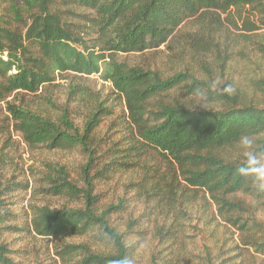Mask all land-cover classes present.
Masks as SVG:
<instances>
[{"label":"trees","instance_id":"obj_1","mask_svg":"<svg viewBox=\"0 0 264 264\" xmlns=\"http://www.w3.org/2000/svg\"><path fill=\"white\" fill-rule=\"evenodd\" d=\"M80 7L91 13L78 12ZM232 7L244 16L246 29H264V0H0V102L20 91L36 95L64 73L100 74L126 102L134 132L126 157L140 156L147 147L171 156L178 165L176 175L215 194L221 217L240 228L248 236L245 244L264 256V225L254 218L242 221L248 208L228 198L242 192L264 206V188L260 187L264 181L238 173L237 167L246 159L244 154H228L239 146L242 135L253 137L256 146L264 147V77L250 80V95L241 87L231 93H205L216 106L198 109L179 100H160L168 90L181 87L183 79L176 81L179 75L162 81L140 67L108 61L113 54L144 52L165 45L189 20H198L204 28L211 24L216 29L212 14L228 13ZM252 40L255 52L264 58V39ZM186 87L187 95L203 92L192 85ZM75 92L78 94V90ZM8 112L14 128L31 147L83 149L90 155V162V137L103 116L111 113L97 100L81 131L69 110L55 120L22 103L8 102ZM116 170L107 167L106 173ZM156 174L151 171L147 177H158ZM44 179L49 185L42 188L44 192L83 200L84 206H32L30 230L58 241L88 235L100 242L111 241L116 247L115 252L105 254L86 245L61 243L56 251L64 264H109L132 255L123 235L109 223V217L121 210V204L97 212L99 198L92 194L93 180L87 181V189H81L69 181L62 167L53 168ZM1 187L0 184V264H16L11 250L2 243L4 230L11 229L4 224L13 218V213L4 209L5 192ZM78 255L82 257L77 259ZM218 258L216 264L230 261ZM213 261L214 257L208 255L206 264Z\"/></svg>","mask_w":264,"mask_h":264},{"label":"rangeland","instance_id":"obj_2","mask_svg":"<svg viewBox=\"0 0 264 264\" xmlns=\"http://www.w3.org/2000/svg\"><path fill=\"white\" fill-rule=\"evenodd\" d=\"M76 10L91 13L87 8ZM212 16L216 29L211 24L204 28L198 20H189L165 45L144 52L113 54L108 61L140 67L162 81L179 75L176 81L183 79L181 87L161 95L159 98L164 103L179 100L198 109L214 107L205 93H231L225 90L229 86L233 90L241 87L250 95V80L264 77V58L255 52L252 40L264 39V29H246L244 16L234 7L228 13L218 11ZM188 85L203 92L187 95L184 86ZM97 100L111 113L103 116L90 137L91 162L83 149L31 147L14 128L8 112V102L22 103L55 120L64 110H69L82 131ZM127 113L125 100L115 94L111 82L100 74L64 73L36 95L20 91L0 102V184L5 192L4 209L13 213V218L4 224L11 229L4 230L2 243L11 250L13 261L64 264L56 251L61 243L86 245L94 252L105 254L116 251L113 242H100L88 235L58 241L37 236L30 230L32 206L49 205L57 209L63 205L84 206L83 200L52 196L43 191L42 188L49 186L45 176L53 168L62 167L69 181L81 189H87V181L93 180L92 194L99 198L97 212L109 205H122L119 212L109 217V223L123 235L135 264H206L208 255L214 257V264L218 257L230 260L227 264H264V256L245 244L248 236L221 217L216 195L187 183L179 173L176 175L178 165L171 156L147 147L140 156L126 157L134 136ZM231 152L235 156L244 154L239 146L230 150L229 156ZM121 163L130 165L125 167ZM107 167L118 170L107 174ZM151 171L158 177H147ZM228 198L248 208L242 221L254 218L264 225V206L256 199L242 192Z\"/></svg>","mask_w":264,"mask_h":264},{"label":"clouds","instance_id":"obj_3","mask_svg":"<svg viewBox=\"0 0 264 264\" xmlns=\"http://www.w3.org/2000/svg\"><path fill=\"white\" fill-rule=\"evenodd\" d=\"M225 90L231 92L233 89L229 86ZM238 145L244 150L246 157L245 162L237 167L238 173L244 176H255L258 180L264 181V147L256 146V141L249 135H242ZM260 187L264 188V184H261ZM109 264H135V258L127 256L110 261Z\"/></svg>","mask_w":264,"mask_h":264}]
</instances>
